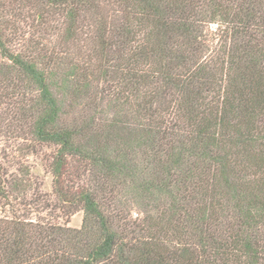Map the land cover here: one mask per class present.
I'll list each match as a JSON object with an SVG mask.
<instances>
[{
  "label": "trees",
  "instance_id": "1",
  "mask_svg": "<svg viewBox=\"0 0 264 264\" xmlns=\"http://www.w3.org/2000/svg\"><path fill=\"white\" fill-rule=\"evenodd\" d=\"M5 97L82 221L0 264H264V0H0Z\"/></svg>",
  "mask_w": 264,
  "mask_h": 264
},
{
  "label": "rangeland",
  "instance_id": "2",
  "mask_svg": "<svg viewBox=\"0 0 264 264\" xmlns=\"http://www.w3.org/2000/svg\"><path fill=\"white\" fill-rule=\"evenodd\" d=\"M8 98L0 104V182L5 180L8 190L7 200L0 197V213L14 210L28 219L79 228L81 210L61 204L53 190L48 165L54 148L34 141L30 120L17 122L12 115L19 103Z\"/></svg>",
  "mask_w": 264,
  "mask_h": 264
}]
</instances>
